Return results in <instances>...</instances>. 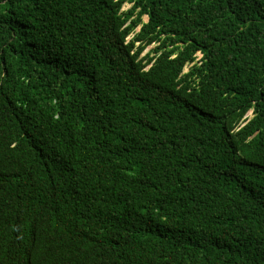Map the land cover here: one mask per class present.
<instances>
[{
    "label": "trees",
    "instance_id": "obj_1",
    "mask_svg": "<svg viewBox=\"0 0 264 264\" xmlns=\"http://www.w3.org/2000/svg\"><path fill=\"white\" fill-rule=\"evenodd\" d=\"M0 264H264V0H0Z\"/></svg>",
    "mask_w": 264,
    "mask_h": 264
},
{
    "label": "rangeland",
    "instance_id": "obj_2",
    "mask_svg": "<svg viewBox=\"0 0 264 264\" xmlns=\"http://www.w3.org/2000/svg\"><path fill=\"white\" fill-rule=\"evenodd\" d=\"M131 6H132V3H126V4L124 5L123 9H124V10L129 9ZM147 19H148L147 16H144V20L147 21ZM139 28H140V27H138L137 31L139 30ZM132 36H133V34H131V35L128 37V39H131ZM139 45H141V42H140V41H137V42H136V46H139ZM152 47H154V45L148 46V47L144 50V52L142 53V56H144V55H145V54H146V53H147ZM187 70H188V66L185 68V71H187ZM252 115H253V113H252V111H250L249 114H248V116H247V118L252 117Z\"/></svg>",
    "mask_w": 264,
    "mask_h": 264
}]
</instances>
